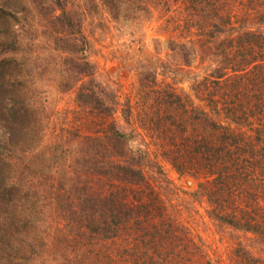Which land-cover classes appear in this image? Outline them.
<instances>
[{
    "label": "trees",
    "instance_id": "trees-1",
    "mask_svg": "<svg viewBox=\"0 0 264 264\" xmlns=\"http://www.w3.org/2000/svg\"><path fill=\"white\" fill-rule=\"evenodd\" d=\"M255 1L264 0H249L248 5ZM84 3L98 11L96 0ZM67 4L0 0V264H58L47 257V235L39 226L45 222L42 181L51 180V168L44 162L32 164L44 155L36 147L42 140L45 110L42 97L34 105L33 96L38 82L53 74V65L41 53L43 41L51 43L49 56L63 59L57 85L61 91L81 82L76 100L82 110L101 119L117 111L112 90L96 78L79 16L68 11ZM251 8L258 14L256 6ZM257 23L264 25V13ZM211 28L214 35L227 31L218 22ZM231 45L229 52L222 50L225 63L193 86L192 97L185 95V149L166 156L177 174L198 181L196 194L205 198L217 230L245 236L258 250L237 242L232 264H264V35L241 33ZM192 53L185 49V63ZM145 67L140 64L143 82L149 78ZM194 98L204 105L196 106ZM72 150L74 173L100 183L94 189L88 183L75 185L69 177L63 184L67 200L58 199V194L53 201L65 223L63 243L83 255V264H100L101 258L125 264H212L199 237L186 229L184 252L176 256L180 259L167 262L165 249L173 241L169 233L179 226L173 223L165 231L166 207L142 171L147 149L140 134L110 122L102 137L85 136ZM127 230L129 237L139 230L148 236L142 243L130 240L113 248ZM65 260L76 263L72 253H66Z\"/></svg>",
    "mask_w": 264,
    "mask_h": 264
},
{
    "label": "rangeland",
    "instance_id": "rangeland-1",
    "mask_svg": "<svg viewBox=\"0 0 264 264\" xmlns=\"http://www.w3.org/2000/svg\"><path fill=\"white\" fill-rule=\"evenodd\" d=\"M248 1L96 0L98 11H93L84 0H67L66 9L78 14L81 32L90 44V60L96 78L112 90L118 107L116 113L107 119L82 110L76 100L81 82L69 91L60 90L57 85L63 59L49 56L51 43L42 40L45 50L41 53L53 65V74L38 82L37 97L33 96L34 105L38 96L42 97L45 110H41L42 140L36 147V152L41 151L44 155L32 164L44 162L46 168H51L50 174L46 172L51 180L43 178L42 181L46 186L43 195L45 222L39 223L43 234L47 235V257L58 264H67L65 255L72 253L76 257L75 264L84 262L81 253L64 245L63 240L67 237L63 234L65 223L54 211L57 205L53 201L57 200L58 194L61 195L58 199L67 200L63 184L69 177L74 178L75 185L88 183L97 189L100 183L94 177L74 173L70 153L81 138L102 137L110 122L121 129L135 131L146 143L147 159L142 171L166 207L163 211L167 219L165 231L171 229L173 223L179 226V231L169 233L173 241L165 249L167 262L180 259L176 256L185 249V229L199 237L212 264H232L231 255L237 242L254 250L255 246L248 243L247 237L230 230H217L207 215L205 198L196 194L198 181L177 174L166 156L170 151L185 149V95L192 97L193 86L225 63L222 50L229 52L232 40L239 34L256 32L264 35V25L257 23L264 13V1H255L250 6ZM253 5L258 8V14L251 12ZM57 14L56 11L54 16ZM215 22L224 24L227 31L214 35L213 28L209 27ZM185 49L193 52L189 63H185ZM140 64L146 65L144 72L148 70L146 82L139 76ZM199 95L205 97L202 91ZM193 101L196 106L204 105L198 99ZM51 157L54 161H50ZM155 220L158 221L159 217ZM128 232L130 230L116 241L113 248L122 247L124 243L126 246L130 240L142 243L148 236L143 230L130 237ZM114 254L111 256H117ZM99 261L100 264H125L115 262L113 258Z\"/></svg>",
    "mask_w": 264,
    "mask_h": 264
}]
</instances>
